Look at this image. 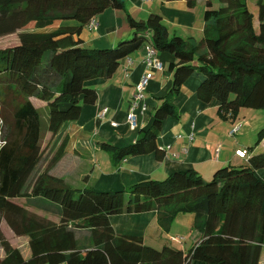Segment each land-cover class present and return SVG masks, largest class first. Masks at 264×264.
<instances>
[{
    "label": "trees",
    "instance_id": "16d2710c",
    "mask_svg": "<svg viewBox=\"0 0 264 264\" xmlns=\"http://www.w3.org/2000/svg\"><path fill=\"white\" fill-rule=\"evenodd\" d=\"M184 1L193 9L197 0ZM247 1L220 0L214 9L205 0L199 40L170 35L156 13L139 21L126 14L129 40L87 47L79 39L82 30L106 9H124L122 0H0V37H18L15 46L0 50V86L12 93L13 104L6 121L0 95V227L5 223L14 236H25L30 250L24 259L0 229V264H258L264 246V176L258 172L264 152L242 166L218 169L209 181L187 170L135 183L128 193L73 189L48 172L65 152L64 136L36 175L42 160L40 115L30 101L46 103L47 128L54 136L95 103L91 82L111 78L143 46L167 53L171 86L156 98L161 104L152 111L151 126L132 145L98 144L115 167L149 153L161 160L157 138L167 118L178 119L173 100L190 77L199 81L197 99L216 101L222 120L234 119L241 109L264 112V0H256V14ZM30 24L34 30L23 31ZM263 138L264 128L246 152ZM146 212L155 213L163 234L177 216L191 214L197 240L184 253L113 232L110 216Z\"/></svg>",
    "mask_w": 264,
    "mask_h": 264
},
{
    "label": "crops",
    "instance_id": "0c3cea01",
    "mask_svg": "<svg viewBox=\"0 0 264 264\" xmlns=\"http://www.w3.org/2000/svg\"><path fill=\"white\" fill-rule=\"evenodd\" d=\"M122 1L124 9H106L96 17L98 23L96 29L82 30L79 39L85 46L112 47L121 41L129 40L132 37V30L128 26L126 14L139 21L145 20L151 13H156L162 16L170 35L195 40L202 37L205 0H197L193 9H189L184 0ZM148 49V46H143L131 58L123 60L111 78L90 83L97 92V100L91 106H84L77 121L71 122L66 154L58 161L55 168L57 170L53 174L63 179L71 188L73 178H82L81 171L88 169L89 166L100 170L98 177H94L95 171H92V184L103 185L99 191H115L124 190L146 180L161 181L177 171L193 170L207 181L218 169L242 166L250 156L264 152V138L251 152H246L248 148L254 146L252 140L255 138L256 130L247 119L248 112L240 110L234 119L222 120L217 113L216 101L203 104L197 99L196 89L199 81L190 77L173 100L178 119L167 118L157 138L158 147L164 151L161 160L157 159L154 153H149L124 159L115 167L108 155L104 157L100 154L103 151L98 146L100 143L116 147L128 146L129 142L133 144L139 133L151 126L152 111L161 104L156 98L165 96L171 86V76L166 70L172 61L171 56L167 53L154 52L155 60L162 66L161 70H155L144 63ZM143 74L148 75L150 79L145 89L144 100L134 109L135 127L130 128L127 116L133 100L134 87ZM32 104L36 108L34 101ZM103 109H106V113L99 117L98 114ZM111 122L116 123V126H112ZM238 124L248 130L241 132L239 127L237 133L230 135ZM66 136L64 134V138ZM238 151L242 152L243 156L237 154ZM64 158L69 164H65L62 169ZM258 172L264 176V168ZM109 222L116 235L141 238L145 245L154 248H157L156 244L160 245L158 248L164 244L173 247L169 241L173 237H168L170 230L165 234L167 235L165 242L154 212L110 216ZM17 238L24 239V251L12 245L10 241L9 244L19 249L24 259H28L30 256L28 239L25 236ZM191 238V245L185 253L197 240V234H192ZM178 239L182 241L181 237ZM148 240L150 244L147 243ZM0 257H3L2 250ZM192 264L202 263L194 261ZM258 264H264V246Z\"/></svg>",
    "mask_w": 264,
    "mask_h": 264
},
{
    "label": "rangeland",
    "instance_id": "374dc122",
    "mask_svg": "<svg viewBox=\"0 0 264 264\" xmlns=\"http://www.w3.org/2000/svg\"><path fill=\"white\" fill-rule=\"evenodd\" d=\"M210 1H211V4H212L214 9H217L221 4L220 0H210ZM255 4H256V0H248L247 1V5L249 6L252 13L256 12ZM204 10H205V7H204ZM162 20H163V18H162ZM25 30L26 31H31V30L33 31L34 30L33 25L30 24V25L26 26L25 28H23V31H25ZM17 43H18L17 33L0 37V50L13 47ZM1 88H2V85L0 86V90H1ZM11 94L12 93H7V92L2 91V90L0 91L1 97L5 100V103H4L2 110L4 111V118L6 121H8L10 118L9 113L11 112V108L13 105L10 101ZM31 101L32 102L34 101L36 108H37L39 115H40V140H39V143H40V150L42 152L41 153L42 160H41V163L38 167V170L36 171V175H38L39 172H41L44 168H46L49 165L50 159H52V157L55 156V151L58 148L57 146H58L60 140L62 139V137L64 136V134L67 135L66 139L69 141L68 131H69L71 123L66 124L62 129L59 130V132L56 135L52 136L51 133L48 131V128H47L48 109L46 107V103L44 104L40 100H35V98H32ZM241 112H248L246 115L247 119L251 122V125L253 127H256V130L254 132L255 138L252 140V143H255L254 141L257 138V132L259 130H261L262 128H264V112L261 110H256V109H241ZM256 116H258V117H256ZM240 124L242 125V123H240ZM242 126H240L241 130L239 129L241 132L248 130L246 127H242ZM0 127H1V124H0ZM1 137L2 136L0 133V146L4 143L1 139ZM129 144H131V143L130 142L127 143V145H129ZM69 149H70V147H69ZM103 151L100 154H102L104 157H107V153L105 151L104 152ZM64 154H66V152L62 153V157ZM67 161L68 160L65 159L64 162L62 163V167H61L62 169L65 167V164H67V165L69 164V163H67ZM57 163L55 165H53V167L48 169L49 173L54 174L55 170H57V169H55V168H57ZM60 166H61V164H60ZM92 171H95L94 177H98L100 175L99 169L92 168V166H89L88 169L81 171L82 175H83L82 178H79V177L76 179L73 178V181H72L73 189L88 188V189H94L95 191H99L101 189V187H103V185L100 184V186H99V184L98 185L92 184ZM55 175H57V174H55ZM207 181H209V180H207ZM125 189H126V193H128L129 192L128 188H125ZM192 219H193V216L191 214H183V215L177 216L175 221L171 225L170 232L168 235V237H173V238H170V240H169L170 243L173 245V247H175V248L177 247V248L182 249L184 251V253H185V250L188 249L189 245H191V241H192L191 236H192V234L195 233L193 230L190 229V224H191L190 222H192ZM0 229L3 233V235L5 236V238L7 239V241H10L12 245L17 246L20 248L21 251H24V249H23L24 239L17 238V236H14L13 233L8 229V227L5 223L4 224L2 223ZM166 236L167 235L164 234L162 237L165 242H167V240H165ZM179 237H181L182 241L180 239H178ZM147 243H149V240L147 241ZM152 243L156 244L155 242H152ZM159 246L160 245L156 244L157 248ZM0 252H1V249H0Z\"/></svg>",
    "mask_w": 264,
    "mask_h": 264
},
{
    "label": "built area",
    "instance_id": "2783aa9c",
    "mask_svg": "<svg viewBox=\"0 0 264 264\" xmlns=\"http://www.w3.org/2000/svg\"><path fill=\"white\" fill-rule=\"evenodd\" d=\"M98 23H97V19L93 18L89 24H88V28L89 29H96ZM154 52L151 48H149L144 56V63L147 65V67L149 68H154L155 70H161L162 66L161 63L157 62L154 58ZM149 76L143 74L139 81L136 83L135 87H134V92H133V100L131 102L130 105V109H129V114L127 116V123L129 125L130 128L135 127V115H134V109L136 107H138L139 104H141V102L144 100V95H145V89L146 86L148 84L149 81ZM106 113V109H103L98 116L102 117L104 114ZM112 126H116V123L111 122ZM240 125L235 126L232 130V132L230 133V135L237 133L238 129H239ZM237 154H239L240 156H243L242 152H236Z\"/></svg>",
    "mask_w": 264,
    "mask_h": 264
}]
</instances>
